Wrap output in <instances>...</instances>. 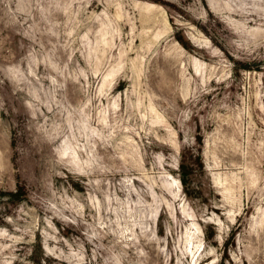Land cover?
Returning a JSON list of instances; mask_svg holds the SVG:
<instances>
[{
  "label": "rangeland",
  "instance_id": "rangeland-1",
  "mask_svg": "<svg viewBox=\"0 0 264 264\" xmlns=\"http://www.w3.org/2000/svg\"><path fill=\"white\" fill-rule=\"evenodd\" d=\"M0 264H264V0H0Z\"/></svg>",
  "mask_w": 264,
  "mask_h": 264
},
{
  "label": "trees",
  "instance_id": "trees-1",
  "mask_svg": "<svg viewBox=\"0 0 264 264\" xmlns=\"http://www.w3.org/2000/svg\"><path fill=\"white\" fill-rule=\"evenodd\" d=\"M18 192H19V191H18ZM18 192H17V193H18ZM20 192H21V191H20ZM20 192H19V193H20Z\"/></svg>",
  "mask_w": 264,
  "mask_h": 264
}]
</instances>
